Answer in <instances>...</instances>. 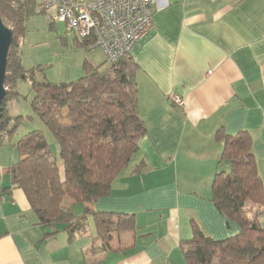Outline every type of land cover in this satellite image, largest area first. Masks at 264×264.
Wrapping results in <instances>:
<instances>
[{
  "label": "crops",
  "instance_id": "crops-1",
  "mask_svg": "<svg viewBox=\"0 0 264 264\" xmlns=\"http://www.w3.org/2000/svg\"><path fill=\"white\" fill-rule=\"evenodd\" d=\"M131 55L145 129L138 151L108 195L67 205L72 224L88 207L131 215L135 228L113 232L106 244L89 213L72 234L68 222L40 224L23 191L11 187L18 139L3 142L0 264H186L184 243L194 223L216 240L238 232L211 198L215 173L229 169L218 163L217 131L250 135L264 183V0H156L152 27ZM258 221L264 227V213Z\"/></svg>",
  "mask_w": 264,
  "mask_h": 264
},
{
  "label": "trees",
  "instance_id": "trees-1",
  "mask_svg": "<svg viewBox=\"0 0 264 264\" xmlns=\"http://www.w3.org/2000/svg\"><path fill=\"white\" fill-rule=\"evenodd\" d=\"M36 9L34 0H0V15L13 31L4 77L8 88L2 101L0 145L23 117L9 115L4 104L18 96L17 80L35 69L24 68L19 45L26 32V19ZM134 68L132 55L128 54L106 66L85 60L84 74L68 83L31 77L32 112L58 142L61 163L43 131L31 130L15 142L18 157L8 171L11 187L23 191L40 224L68 222L65 228L72 234L75 228L84 226V215L89 213L98 238L106 244L113 232L135 228L131 215L88 207L72 224L74 215L67 205L69 201L90 204L108 195L112 182L138 151L145 129L137 114ZM11 121L15 124L9 128ZM217 136L223 140L218 163L227 162L229 169L215 173L211 198L239 230L216 240L194 223L192 238L184 243L186 264H264V227L258 221L264 213V183L256 170L251 137L246 131L231 135L222 129H218ZM141 167L142 163L136 165L135 172Z\"/></svg>",
  "mask_w": 264,
  "mask_h": 264
},
{
  "label": "rangeland",
  "instance_id": "rangeland-1",
  "mask_svg": "<svg viewBox=\"0 0 264 264\" xmlns=\"http://www.w3.org/2000/svg\"><path fill=\"white\" fill-rule=\"evenodd\" d=\"M34 2L37 4V9L26 19V32L20 40L19 54L24 68L31 70L35 67V69L28 72L26 77L17 80L15 89L19 93L18 96L6 100L4 104L9 115L23 116L13 132L5 135L4 143H13L31 130H41L60 164L58 142L47 126L32 112L31 102L34 91L31 77L37 80L46 79L51 82L68 83L84 74L85 60L93 65L104 64L106 66L108 63L105 62L99 49L88 50L86 45H82L73 33L65 31L61 22L54 20L44 9L38 8L39 0H34ZM14 124L15 121H11L9 128H12ZM76 205L82 210L80 204Z\"/></svg>",
  "mask_w": 264,
  "mask_h": 264
},
{
  "label": "built area",
  "instance_id": "built-area-1",
  "mask_svg": "<svg viewBox=\"0 0 264 264\" xmlns=\"http://www.w3.org/2000/svg\"><path fill=\"white\" fill-rule=\"evenodd\" d=\"M156 0H39L40 9L64 25L66 32L85 43L88 50L99 49L108 64L131 54L153 24ZM173 104L183 99L169 96Z\"/></svg>",
  "mask_w": 264,
  "mask_h": 264
},
{
  "label": "water",
  "instance_id": "water-1",
  "mask_svg": "<svg viewBox=\"0 0 264 264\" xmlns=\"http://www.w3.org/2000/svg\"><path fill=\"white\" fill-rule=\"evenodd\" d=\"M12 34V29L4 23L0 15V116L3 109L2 101L6 94L4 77L6 74L7 55L12 40Z\"/></svg>",
  "mask_w": 264,
  "mask_h": 264
}]
</instances>
